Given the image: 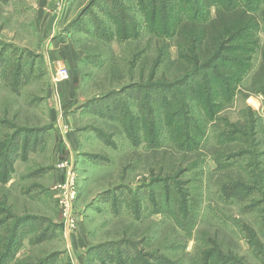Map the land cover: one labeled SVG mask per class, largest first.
<instances>
[{
    "label": "rangeland",
    "instance_id": "374dc122",
    "mask_svg": "<svg viewBox=\"0 0 264 264\" xmlns=\"http://www.w3.org/2000/svg\"><path fill=\"white\" fill-rule=\"evenodd\" d=\"M198 1L57 0L54 25L70 33L58 48L51 33H23L31 16L0 4V51L5 40L47 55V66L22 70L18 92L25 52L6 46L0 151L12 155L23 135L38 144L44 126L59 139L17 186L0 182V264H264V0L255 38L213 53L177 35L228 0H208L209 10ZM65 47L89 63L75 71ZM86 101L90 117L72 110ZM84 128L93 138L78 152ZM58 145L67 154L55 158ZM44 167L52 172L27 173ZM17 226V250L4 259Z\"/></svg>",
    "mask_w": 264,
    "mask_h": 264
},
{
    "label": "crops",
    "instance_id": "0c3cea01",
    "mask_svg": "<svg viewBox=\"0 0 264 264\" xmlns=\"http://www.w3.org/2000/svg\"><path fill=\"white\" fill-rule=\"evenodd\" d=\"M54 3L56 5L57 0H0V4L2 5V7H4L6 10H8L10 7H14V10H22L24 17H28L31 16L32 20L31 22L25 24H22V31L24 32H28L31 33L33 30L38 29V31L42 34L43 37L47 36L48 34H50V37L48 38L49 43H51L52 46H57L58 42L60 41V38H66L67 36H70L69 30L65 29L64 27H55L54 22L55 19L58 17L57 15V11H61V9L63 8L60 5H56L54 6ZM32 5H34L35 7H33ZM63 13V12H62ZM48 15V16H46ZM37 16L39 18H37ZM42 21H44V23H42ZM60 30V32H58L59 34L56 36V31ZM48 32V33H47ZM2 40V39H1ZM4 47H2L1 49V53H0V71H2L5 63L11 59L10 56L12 55H5V51H6V46H14L15 48H20L21 46H19L18 44L13 43L12 41H5L2 42ZM25 45V44H24ZM22 50L25 52V54H22L19 56V62L21 63L22 69L20 67V63L18 62V70L16 71V81H14L13 83V89L14 91H18L19 92V85H20V80L19 77L20 73H25L22 70H27L25 69L26 66L30 67V72L31 71H36L38 68V64H40L41 62L47 66V58L45 55L46 53L44 52L41 53L39 51H32V47H21ZM58 48V47H56ZM66 49H68L67 47H65ZM72 54L75 55V59L74 61H71L72 64V68L77 71L78 68H81V65H83L84 63H89V58L82 54L79 53L75 50H71ZM7 53V52H6ZM62 57L64 55V52L61 53ZM26 56V57H25ZM13 58H15L13 56ZM56 58V57H55ZM49 62V61H48ZM45 66V67H46ZM49 68V67H48ZM48 68H46V73L49 72ZM29 73V71H27ZM1 73V72H0ZM28 75V74H27ZM76 81L78 82V75H76L75 77ZM77 110L78 114H83L84 116H88L92 114L91 110L89 109V105L86 102H82L81 104H77L73 106L72 110ZM44 129H42V133L38 135V138L40 139V142L38 144L32 143L31 141L28 140V138H26L27 136L23 135L21 137L18 138V145L17 148L15 149V157L13 160V165H12V171L7 179V181H2L0 179V182L3 185H6L7 187H13V186H17V182L20 181L23 172H26V170H24L26 167H28L30 160H32V158H34L35 156L39 155L43 150H45L47 148V146L49 145V143H56L58 142L59 139L56 138V136L58 137V130H54L56 136L50 132L52 130H50V128L47 127H43ZM39 131V130H37ZM85 134L84 136H80L76 139V148H78V152L80 150V148L82 147L81 141L83 139H87L88 137H92L93 135L87 131V129L84 128ZM93 131V130H92ZM40 132V131H39ZM50 132V133H49ZM74 134V133H72ZM97 135V134H95ZM98 136V135H97ZM33 136H31L29 139L31 140ZM100 137V136H98ZM95 138V137H94ZM33 144V145H32ZM47 145V146H46ZM66 147H63L62 145H58L54 148L53 150V156H55V158H59L60 154L64 153L65 155L66 153ZM79 155L81 154L78 153ZM83 155H85L86 157L92 158L94 157L95 153H90V152H84L82 153ZM63 155V156H65ZM99 156V155H98ZM88 162V161H87ZM55 167V166H54ZM51 167H47V168H40L39 170H33L29 173L30 175H36L38 172H44V173H50L52 172V170L50 169ZM54 171V170H53ZM57 170H55L56 172ZM56 177V175H55ZM4 213V211H2L0 214ZM56 222V221H55ZM58 225L63 226V230L64 231V225L61 222H58Z\"/></svg>",
    "mask_w": 264,
    "mask_h": 264
},
{
    "label": "trees",
    "instance_id": "16d2710c",
    "mask_svg": "<svg viewBox=\"0 0 264 264\" xmlns=\"http://www.w3.org/2000/svg\"><path fill=\"white\" fill-rule=\"evenodd\" d=\"M243 1L245 6L240 5L241 0H228L225 6L217 8L215 17L210 20L205 19L202 22L194 21L184 22L182 25L179 24L180 27L179 30H177V35L181 37V40H183V36H191V41L198 45H203L207 43V47L209 48L211 53H213V51L215 52V50L220 47L221 42H224L229 38H236V36L243 35L253 40L256 36V29L259 25V17L256 11H258V9L260 10V8L256 7V0ZM199 2L202 3V0H199L198 3ZM205 2L206 8L204 9L209 10V6H211L212 4H210L211 2L208 0H205ZM186 40L187 37L183 41ZM1 150L2 151H0V179L4 182L7 181L12 171L15 150L13 151L12 155H10V153L7 154V152H5L6 149L4 150L3 145ZM9 157L11 158V160ZM2 211H0V213ZM1 222L4 223L3 219L0 220V223ZM19 227L20 226H17L14 229V232L12 233L11 240L9 241V248H7V250L5 251L3 257L4 259L17 250L15 247H17V233L19 234Z\"/></svg>",
    "mask_w": 264,
    "mask_h": 264
},
{
    "label": "built area",
    "instance_id": "2783aa9c",
    "mask_svg": "<svg viewBox=\"0 0 264 264\" xmlns=\"http://www.w3.org/2000/svg\"><path fill=\"white\" fill-rule=\"evenodd\" d=\"M56 76L61 80L69 79L70 74H69L67 67L59 66L58 69L56 70ZM71 201L67 196L60 199L61 214L64 217L66 216V218H68L70 215L69 213H70V209H71Z\"/></svg>",
    "mask_w": 264,
    "mask_h": 264
}]
</instances>
